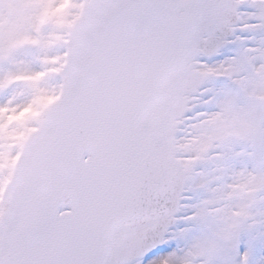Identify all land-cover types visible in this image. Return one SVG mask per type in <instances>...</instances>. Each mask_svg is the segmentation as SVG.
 I'll use <instances>...</instances> for the list:
<instances>
[{
	"label": "snow or ice",
	"instance_id": "snow-or-ice-1",
	"mask_svg": "<svg viewBox=\"0 0 264 264\" xmlns=\"http://www.w3.org/2000/svg\"><path fill=\"white\" fill-rule=\"evenodd\" d=\"M0 264H264V0H0Z\"/></svg>",
	"mask_w": 264,
	"mask_h": 264
}]
</instances>
